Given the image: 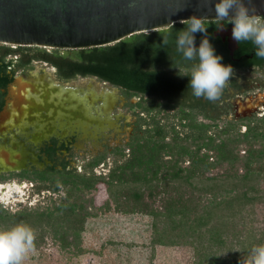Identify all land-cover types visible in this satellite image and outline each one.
Returning <instances> with one entry per match:
<instances>
[{
    "label": "trees",
    "instance_id": "obj_1",
    "mask_svg": "<svg viewBox=\"0 0 264 264\" xmlns=\"http://www.w3.org/2000/svg\"><path fill=\"white\" fill-rule=\"evenodd\" d=\"M206 26L207 38L215 53L222 57L221 63L229 62L225 44L213 35L216 21L209 20ZM184 27L177 21L164 28L133 33L109 44L86 48L0 43V107L3 91L12 81L15 71L25 68L32 61L53 66L61 79L93 76L105 81L122 91L127 99L126 105L139 106V111L133 113L135 121L131 122L136 127L132 128L127 139L106 146L103 152L89 160L88 173L75 172V167H71L67 160L55 159L56 150L53 147L47 148L45 152L56 163V172H52L56 173V182L45 175L39 179L49 180L52 190H58L60 184L66 185L69 188L67 194L56 204L51 201V205L44 209L24 208L10 212L0 205V221L3 224L10 227L11 217L31 213L47 219L66 212L81 217L93 216L95 213L88 211L83 204L84 198L72 194L74 190L83 194L85 189L94 188L98 181L107 185L141 184L144 185L141 189L126 188L113 193L111 201L114 209L120 213L162 214L161 239L156 241L175 245L182 237L189 236L188 232L194 234L200 230L209 220L212 210L239 197V193L229 197L232 191L213 192L205 203H201L199 195H194L192 190L182 189L177 183L219 176L247 178L264 172V143L255 142L262 138V130L252 128L240 133L229 120L219 126V121L210 111L193 99L192 91H187L191 89L190 77L184 74L190 71L191 62L183 61L175 48L177 32ZM169 30L170 42L165 46L162 38L169 35ZM204 35L199 32L194 34L197 47ZM238 47L234 55H249L257 50L250 41L238 43ZM249 62L248 59L243 60L244 64ZM183 67L186 69L182 70ZM134 96H139V100L132 103L130 99ZM152 98L162 99L163 106H157ZM206 104H210L209 100ZM166 107L172 109L171 120L168 119ZM198 114H202L203 119L198 118ZM249 136L255 141L250 142ZM241 138L246 141L241 142ZM63 149L67 150L69 146L61 144L57 150L61 152ZM109 154L112 164L108 171L95 174L92 168ZM221 165H225V170L214 172ZM241 194L245 202H250L245 192ZM109 207L106 202L105 209ZM176 216L180 217L178 221L174 220ZM52 226L65 245L74 243L77 246L80 240L78 228L63 220H56ZM68 235H71L70 240L67 239ZM204 254L203 260L210 255ZM224 261L220 258L209 259L211 264H222ZM201 262L200 258L196 264Z\"/></svg>",
    "mask_w": 264,
    "mask_h": 264
},
{
    "label": "rangeland",
    "instance_id": "obj_2",
    "mask_svg": "<svg viewBox=\"0 0 264 264\" xmlns=\"http://www.w3.org/2000/svg\"><path fill=\"white\" fill-rule=\"evenodd\" d=\"M15 74L21 79L35 80L34 87L29 82L17 86L15 91L27 89L25 91H30L37 104L26 105L13 120L0 121V141L3 138L7 144L28 154L26 150L33 149L42 140L41 136L46 137L48 133L57 134L65 141L70 139L68 136L75 135L71 145V165L83 171L89 157L102 151L105 144L111 146L127 138L136 108L125 104V96L119 88L93 76H75L67 82L58 80L56 69L40 61L31 62L16 70ZM38 76L47 81L36 80ZM55 91H61L57 100ZM63 91H75L76 95H81V98L73 96L74 93L71 95L79 98L81 105L65 103ZM85 93L91 97L87 103ZM136 99L131 97L130 102ZM111 164L109 154L94 170L106 173ZM224 170L225 165H221L214 172ZM22 177L17 170L0 173V202L11 211L43 205L49 202L47 196L58 198L65 193L64 189L56 194L49 192L38 186V182ZM22 179L25 182L19 183ZM177 184L199 195L201 203H205L213 192L232 191L229 197L236 193L239 197L212 210L200 230L194 234L188 232L189 236L182 237L175 245L156 241L161 239L162 214L120 213L114 209L113 193L126 188L141 189L144 187L141 184L107 185L98 181L94 190L83 195L77 192L83 198H91L84 204L88 211L95 213L93 216L81 217L66 212L47 219L31 213L11 217L9 225L23 222L36 231L35 251L29 253L24 264H196L200 258L203 261L200 264H211L210 258L225 259L222 264H243L253 246L264 244V172L247 178H193L190 183L182 181ZM3 185L6 186L1 187ZM242 192L250 202H245ZM106 202L109 209H105ZM179 219L174 217L175 221ZM56 220H63L80 230L77 246L74 243L65 245L60 235L53 231ZM0 227L10 228L1 221ZM67 239L70 240L71 235ZM204 253L210 255L203 260Z\"/></svg>",
    "mask_w": 264,
    "mask_h": 264
},
{
    "label": "water",
    "instance_id": "obj_3",
    "mask_svg": "<svg viewBox=\"0 0 264 264\" xmlns=\"http://www.w3.org/2000/svg\"><path fill=\"white\" fill-rule=\"evenodd\" d=\"M215 2L0 0V43L71 49L99 46L133 33L164 28L192 15L213 20ZM253 3L257 12L264 15V0H253ZM220 28L223 29L222 24ZM226 41L231 55L237 44L230 31ZM19 79V75L14 76L6 90L16 87ZM76 103L81 105L77 99Z\"/></svg>",
    "mask_w": 264,
    "mask_h": 264
},
{
    "label": "flooded vegetation",
    "instance_id": "obj_4",
    "mask_svg": "<svg viewBox=\"0 0 264 264\" xmlns=\"http://www.w3.org/2000/svg\"><path fill=\"white\" fill-rule=\"evenodd\" d=\"M216 23H217V27L213 30V35L218 37L220 41L225 44L230 60L224 65H231L234 69V75L231 78V81L228 83L227 87L224 89L223 94L218 100L209 101L210 104H206L207 99L203 97L197 98L194 96L193 99L198 104H200V106H203L206 110L210 111V114H212L217 121L222 120V123H223L224 121L229 120L231 124H233L237 129H239L240 133H243V132L245 133L248 129H252V128L261 129L263 133L262 138L255 141L254 139H252L251 136H249L248 140L250 142L261 141L262 143H264V58L256 56L255 55L256 50L250 53L249 55H234L235 51H237L239 48L237 41H236L237 45L233 49L232 54L230 55L229 50L227 48L226 39L228 37V32L232 31V25L230 23H227L226 21L225 22L216 21ZM220 24L223 25V29L220 28ZM215 32H217V34H214ZM244 59H248V61L250 62L247 64H244L243 63ZM185 69L186 67L182 68V70H185ZM16 75H19V74H14V76ZM30 79H33V78H29V79L20 78V80H18L17 82V86H22L21 84L23 83L28 84L30 82L34 87L36 82L35 80L32 81ZM39 79L47 81L46 79L38 76L36 80H39ZM60 79L61 78L58 77V80ZM61 80L64 82H67L68 79H61ZM19 81L23 83H20ZM16 87L12 88L13 92H11V90L7 91L6 90L7 86L5 88V91H3L2 105L0 107V121L13 120L14 118H16L17 114H19L24 109L26 105L32 106L34 104H37L34 101L35 99L29 93L30 91H25L27 89H24V91H15L18 88ZM187 91H192V90L190 89ZM60 92L61 91H55V93H57L56 100L58 99ZM62 94L65 95L64 96L65 98L63 99L65 100V103L70 102L76 105V99L78 98L71 97L72 94L73 96L76 95L75 91H63ZM76 96H78V94ZM83 96H84L86 103L87 101L91 100L90 94L85 93ZM134 97L137 98L135 101L137 102L139 100V96H134ZM152 99L154 100V102H157V106H161V107L163 106L164 102L162 99H159V100L157 98L156 99L152 98ZM12 102L15 103V105L18 104V106L16 107L13 106ZM126 102H127V99L125 98V104ZM134 107L136 108L134 111L138 112L139 106H134ZM165 111L166 113H168V119L169 120L173 119L172 109L170 107H166ZM5 112H7L6 115H4ZM198 118L203 119L202 114H198ZM205 120H208V119H205ZM222 123L221 124L219 123V126H221ZM137 125L139 126V124ZM134 126L136 127V125H133V123H131V128L129 130L128 136L130 135V132ZM41 137H42V140L36 145H34L33 149L29 148L26 150L28 151V154L22 152L20 148H15L13 145L7 144V142L3 141L5 140L3 138H2V141H0V173L17 170L23 176L22 177L23 179H28L29 181L38 182L39 183L38 186H42L41 187L42 189H45L55 194L58 193L59 190L61 189H64L65 191L63 196H58V198L47 196L49 198V202L43 205L29 208V209H35V208L44 209L48 205H51V201H54L56 204V202L61 197H64L67 194V191L69 189L66 185L60 184L58 190H52L50 188L51 183L49 182V180L45 179V181H42L39 179L41 175H45L49 178L51 177L53 179L52 182L53 181L56 182V173L55 174L52 173L53 171L56 170V163L50 160V158L48 157L47 153L45 152L47 148L53 147L56 150V153L54 154L55 159L56 157L58 159H65L68 161V164L71 167H75L71 165V162L73 160V148L71 145L74 142L75 135L68 136L70 139H67L66 141L63 140L62 138H59V135L57 134L55 135V134L48 133L46 137L45 136L44 137L41 136ZM68 137H65V138H68ZM126 139H123V142ZM245 141L246 140L241 138V142H245ZM61 144L68 145L69 149L67 150L63 149L60 152V150H57V149L60 147ZM106 146L108 145L105 144L104 149L102 151L98 152L95 155H91L88 161L91 160L94 156L103 152L106 149ZM105 158H107V156ZM104 159L100 160L98 165L101 162H103ZM34 161H36V163H34ZM87 162L85 164V168L83 171H79L75 167V172L88 173L90 168H88ZM98 165H96L95 167H97ZM51 166H54V168H50ZM95 167L92 168L93 171H95L94 170ZM95 174H104V173L95 172ZM23 179L20 180L19 183H24L25 181ZM4 186L6 185H3L1 187H4ZM94 188L85 189L83 191V194L86 191L90 192L91 190H94ZM76 193H77V190H74L72 194L75 195ZM83 201L84 203L86 201H91V198H87V199L84 198ZM0 205L8 209L6 206L3 205L2 202H0ZM24 208L17 209V210H22ZM86 209L88 210L87 207ZM8 210L10 212H14V211H11L10 209Z\"/></svg>",
    "mask_w": 264,
    "mask_h": 264
},
{
    "label": "clouds",
    "instance_id": "obj_5",
    "mask_svg": "<svg viewBox=\"0 0 264 264\" xmlns=\"http://www.w3.org/2000/svg\"><path fill=\"white\" fill-rule=\"evenodd\" d=\"M205 4L209 0H203ZM215 20L232 25V38L239 44L252 42L255 55L264 58V15L257 12L253 0H217L214 4ZM208 19L192 15L181 20L185 27L175 37L176 51L185 62L190 63L189 87L197 98L218 100L234 75L231 65L221 63L222 57L215 53L207 38ZM203 33L199 47L195 45V33ZM169 35L162 38L168 46ZM36 231L27 223H17L10 228L0 227V264H24L29 253L35 251ZM242 264V262H241ZM243 264H264V244L253 246Z\"/></svg>",
    "mask_w": 264,
    "mask_h": 264
},
{
    "label": "bare ground",
    "instance_id": "obj_6",
    "mask_svg": "<svg viewBox=\"0 0 264 264\" xmlns=\"http://www.w3.org/2000/svg\"><path fill=\"white\" fill-rule=\"evenodd\" d=\"M19 80H20V79H19ZM19 82H20V83H23V82H21V81H19ZM21 85L23 86V85H24V83H23V84H21ZM43 87H44V86H43ZM51 88H52V87H51ZM64 88H65V87H64ZM91 88H93V87H91ZM81 89H82V88H81ZM93 89H94V88H93ZM10 90H11V92H13V91H12V90H13L12 88H11ZM76 93H77V92H76ZM107 94H108V93H107ZM78 96L81 98V96H80V95H78ZM111 96H112V95H111ZM77 100L81 101L79 98H78ZM84 101H85V100H84ZM12 103H13V102H12ZM13 106H15V107H16V106H18V104H16V105H15V103H13ZM105 107H106V106H105ZM106 108H107V107H106ZM6 114H7V112H5V113H4V115H6ZM2 115H3V114H2ZM89 120H90V119H89Z\"/></svg>",
    "mask_w": 264,
    "mask_h": 264
}]
</instances>
